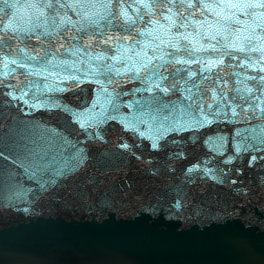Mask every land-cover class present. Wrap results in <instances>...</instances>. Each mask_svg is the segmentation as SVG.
<instances>
[{"label": "water", "instance_id": "water-1", "mask_svg": "<svg viewBox=\"0 0 264 264\" xmlns=\"http://www.w3.org/2000/svg\"><path fill=\"white\" fill-rule=\"evenodd\" d=\"M262 3L0 0V264H264Z\"/></svg>", "mask_w": 264, "mask_h": 264}, {"label": "snow or ice", "instance_id": "snow-or-ice-1", "mask_svg": "<svg viewBox=\"0 0 264 264\" xmlns=\"http://www.w3.org/2000/svg\"><path fill=\"white\" fill-rule=\"evenodd\" d=\"M5 3H7V0H4ZM260 7H264V3L259 5ZM83 126V125H82ZM153 147H155V145H153ZM32 154L34 156V160H33V164L38 168L40 167V164L37 163V161H43L45 156H46V152L42 147H37L36 149L32 150Z\"/></svg>", "mask_w": 264, "mask_h": 264}]
</instances>
